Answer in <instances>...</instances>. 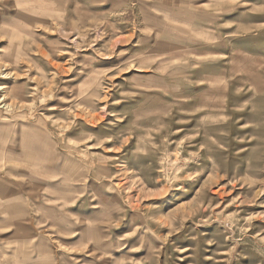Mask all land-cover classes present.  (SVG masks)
I'll return each mask as SVG.
<instances>
[{"label": "rangeland", "instance_id": "1", "mask_svg": "<svg viewBox=\"0 0 264 264\" xmlns=\"http://www.w3.org/2000/svg\"><path fill=\"white\" fill-rule=\"evenodd\" d=\"M0 115L104 174L38 264H264V0H0Z\"/></svg>", "mask_w": 264, "mask_h": 264}, {"label": "crops", "instance_id": "2", "mask_svg": "<svg viewBox=\"0 0 264 264\" xmlns=\"http://www.w3.org/2000/svg\"><path fill=\"white\" fill-rule=\"evenodd\" d=\"M74 162L61 163L60 143L54 137L32 124L5 122L0 115V264H38L45 259L42 245L56 243L54 234L65 213L70 224L78 216L88 223V200L101 206L96 211L103 210L106 201L103 204L101 195L94 193L93 180L104 174L78 175ZM71 238L62 253L67 264H85L91 248L81 238L84 246L78 251L77 237ZM53 254L47 259H56Z\"/></svg>", "mask_w": 264, "mask_h": 264}, {"label": "bare ground", "instance_id": "3", "mask_svg": "<svg viewBox=\"0 0 264 264\" xmlns=\"http://www.w3.org/2000/svg\"><path fill=\"white\" fill-rule=\"evenodd\" d=\"M2 88V87H1ZM4 101V100H3ZM6 105V104H5ZM7 108H9V106H7Z\"/></svg>", "mask_w": 264, "mask_h": 264}]
</instances>
